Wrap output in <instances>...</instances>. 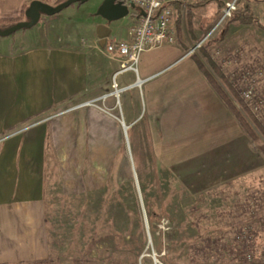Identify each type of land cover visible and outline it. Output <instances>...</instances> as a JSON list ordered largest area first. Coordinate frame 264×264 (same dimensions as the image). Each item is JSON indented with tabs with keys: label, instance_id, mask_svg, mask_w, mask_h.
Listing matches in <instances>:
<instances>
[{
	"label": "crops",
	"instance_id": "obj_1",
	"mask_svg": "<svg viewBox=\"0 0 264 264\" xmlns=\"http://www.w3.org/2000/svg\"><path fill=\"white\" fill-rule=\"evenodd\" d=\"M32 1L58 0H0V20L23 21ZM224 1L169 5L174 41L143 52L137 74L117 77L121 87L141 80L121 95L117 109L111 98L97 102L118 69L105 46L130 40L137 13L107 23L96 14L99 1L41 16L31 29L0 38V138L6 137L0 143V264L50 257L46 207L54 189L82 196L110 173L202 183L232 181L253 169L257 151L213 87L212 71L187 55ZM246 4L257 23L233 22L222 43L242 33L249 60L264 61V0ZM186 11L193 18L185 19L184 30L179 17ZM91 101L96 106L84 105Z\"/></svg>",
	"mask_w": 264,
	"mask_h": 264
},
{
	"label": "rangeland",
	"instance_id": "obj_2",
	"mask_svg": "<svg viewBox=\"0 0 264 264\" xmlns=\"http://www.w3.org/2000/svg\"><path fill=\"white\" fill-rule=\"evenodd\" d=\"M99 1L101 4L103 0L73 4L63 11L93 6ZM246 1L239 0V7ZM257 7L255 3L254 8ZM135 13L136 9H129L127 18ZM187 17L193 18V13L186 11L179 17L184 30ZM214 18L216 22L219 15ZM232 23L226 21L191 56L199 58L211 71L204 58L206 55L231 82L236 94L252 90L251 100L254 101L249 109L264 128V106H257L255 110L256 102L264 100V61L249 60L251 51L242 33L232 34L228 43H222ZM214 75L224 96L247 119ZM232 75L234 79L229 78ZM247 121L257 133V141L247 136L257 151V161L252 170L243 171L241 177L232 181L222 176L213 180L207 178L202 183H179L173 182L175 175L169 174L110 173L98 189L82 196L60 189L51 191L46 209L53 263L72 264L82 257L91 259L92 264L264 262V156L257 150L263 146L264 139L254 124ZM133 170L139 172L138 166ZM182 175L178 174V181H182ZM246 227H250L247 233L244 232Z\"/></svg>",
	"mask_w": 264,
	"mask_h": 264
},
{
	"label": "built area",
	"instance_id": "obj_3",
	"mask_svg": "<svg viewBox=\"0 0 264 264\" xmlns=\"http://www.w3.org/2000/svg\"><path fill=\"white\" fill-rule=\"evenodd\" d=\"M177 1L178 0H126L127 5H133L136 8L137 17L131 28V38L129 41L110 42L105 46L107 56L109 59L118 63V69L111 77L109 91L102 95L97 102L104 103L108 98H111L115 102L114 109H117L121 95L133 86H140L141 80L137 78L132 86L121 87L118 84L117 77L126 72L137 74L138 62L143 52L173 43L174 38L168 28L171 17L169 5ZM238 8L239 0L224 1L219 18L212 29L202 40L189 49L187 55L197 53L211 35H213V33L226 21L231 19ZM232 77L233 75L229 78H235V76L234 78ZM237 80L240 79L237 77ZM242 96L245 101H250L252 98V90L244 91ZM84 105L96 106V101L87 102ZM255 106V110H257V106L263 107L264 100H258ZM100 108L103 109L102 107ZM105 111L110 114L109 110ZM5 139L6 137L0 138V143ZM249 230L250 227H246L244 232L247 233Z\"/></svg>",
	"mask_w": 264,
	"mask_h": 264
},
{
	"label": "trees",
	"instance_id": "obj_4",
	"mask_svg": "<svg viewBox=\"0 0 264 264\" xmlns=\"http://www.w3.org/2000/svg\"><path fill=\"white\" fill-rule=\"evenodd\" d=\"M65 0H58L55 4H60L62 2H64ZM223 8V3L220 5L219 7V11H218V15L220 14L221 10ZM232 22H238L240 24H251L253 22L257 23V19L253 16L250 7L248 4H244L242 6H240L238 8V10L232 15L231 19ZM16 21H5V20H0V29H4L7 28L11 25L16 24ZM204 58L206 59V62L208 63L213 75L215 77H217L219 79V81L221 82V85L227 89L231 96L233 97V99L235 100V102L239 105L241 111L244 113V115L247 117V119L249 121H251L254 124V127L256 129V131L261 135V137L264 139V128L260 125V123L256 120V118H254V115L251 113L249 107H250V103H252L254 100L251 101H245V99L242 97V94L238 93L236 94L234 91V86L231 84V82L229 83L228 80L220 73L218 67L216 65H214L208 57H206V55H204ZM212 85L213 87H215L216 91L221 95V97L225 100L227 107L229 108V110L231 111V113L235 116V118L237 119L238 123L240 124L243 132L252 140V141H257L256 140V135L257 133H255L251 127V125L249 124V122L247 121V119H245L237 110V108L233 105V103H231V101H229L223 94L221 88H219V86L217 85L216 82L212 81ZM263 146H260L257 148V150L259 151L260 154H262L264 156V144H262ZM53 259L52 258H48L46 260L43 261H33V262H27V263H18V264H54L53 263ZM72 264H92L91 263V259L86 258V257H82L79 259H76L72 262ZM240 264H264V262L261 261H254L251 263H246V261L244 260L242 263Z\"/></svg>",
	"mask_w": 264,
	"mask_h": 264
},
{
	"label": "water",
	"instance_id": "obj_5",
	"mask_svg": "<svg viewBox=\"0 0 264 264\" xmlns=\"http://www.w3.org/2000/svg\"><path fill=\"white\" fill-rule=\"evenodd\" d=\"M89 0H65L57 5H49L41 1H32L24 11V20L7 28L0 29V38L8 37L20 30L31 29L38 24L41 16H53L65 10L73 4H84ZM129 9H136L133 5H127L126 0H103L97 8L96 14L107 23L125 18Z\"/></svg>",
	"mask_w": 264,
	"mask_h": 264
}]
</instances>
